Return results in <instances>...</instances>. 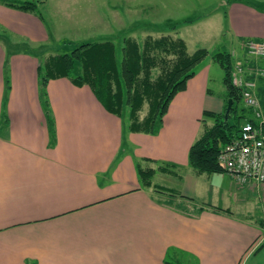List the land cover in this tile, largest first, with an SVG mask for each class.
Here are the masks:
<instances>
[{
  "label": "crops",
  "instance_id": "1",
  "mask_svg": "<svg viewBox=\"0 0 264 264\" xmlns=\"http://www.w3.org/2000/svg\"><path fill=\"white\" fill-rule=\"evenodd\" d=\"M13 2L0 0V33L46 39L43 19L5 5ZM224 5L219 40L233 61L248 59L244 41L264 40V0ZM171 24L153 36L178 37ZM2 47L0 264H166L169 255L180 264H264V221L250 212L264 184L188 165L203 112L223 110L226 91L215 95L208 85L212 64L199 63L150 134L128 131L87 85L64 77L48 80L45 105L35 56L9 58L7 88ZM139 165L153 169L152 186L138 180Z\"/></svg>",
  "mask_w": 264,
  "mask_h": 264
},
{
  "label": "trees",
  "instance_id": "2",
  "mask_svg": "<svg viewBox=\"0 0 264 264\" xmlns=\"http://www.w3.org/2000/svg\"><path fill=\"white\" fill-rule=\"evenodd\" d=\"M5 5L41 18L34 2L15 0ZM195 20L196 18L184 19L181 23H192ZM179 24V21L172 22L170 30H176ZM121 43L120 59L113 38L83 42L68 53L51 54L42 62L38 59L37 79L41 101L48 105L46 99L48 80L64 77L75 86L87 85L106 111L124 120L128 131L156 133L169 103L178 92L185 90L187 81L197 72L195 66L209 52L203 47L189 52L185 40L179 36L173 38L169 35L149 34L144 38H138L127 34ZM13 52L18 53L19 50L13 49ZM211 58L223 70L222 81L226 88V96L220 113L203 112V128L188 150V165L197 174L224 171L218 161V154L237 135L241 121L249 112L240 105V89L232 83L231 53L217 50L211 54ZM5 83L9 88V80H5ZM263 86L257 89L258 95L263 94L262 98ZM228 98H232L233 104L225 120L224 112ZM260 102L264 110V101ZM208 120L212 123L208 124ZM48 125L53 133V122L50 117ZM137 174L144 187L152 186V168L139 165ZM216 210L229 212L221 208ZM165 262L180 264L178 260L175 263L169 260ZM189 264L195 262L191 260Z\"/></svg>",
  "mask_w": 264,
  "mask_h": 264
},
{
  "label": "rangeland",
  "instance_id": "3",
  "mask_svg": "<svg viewBox=\"0 0 264 264\" xmlns=\"http://www.w3.org/2000/svg\"><path fill=\"white\" fill-rule=\"evenodd\" d=\"M6 2L15 0H5ZM38 3V12L44 21L46 28V39L31 42L29 39H19L9 34L1 35L4 59L3 77L10 79L9 58L16 55L35 56L40 62L44 61L51 54L68 53L73 47L83 42H95L106 39H114L117 54L120 59L122 38L131 34L138 38H144L151 34L154 28H160L169 21L170 23L179 21L176 29L177 36L188 41L189 52L198 48H206L208 55L200 62V66L205 63L212 65L208 85L215 95L225 94L226 88L223 84V70L217 62H213L211 54L217 50H226L225 42H220L222 37V27L225 26V2L227 0H18ZM253 2V0H244ZM255 3V2H254ZM113 9V10H112ZM196 18L199 20L193 25L181 23L184 19ZM201 19V20H200ZM126 22V23H125ZM128 23V24H127ZM132 24V25H131ZM125 25V26H124ZM130 30L134 32H130ZM129 32V33H128ZM149 32V33H147ZM173 34V33H172ZM8 39L14 40L12 42ZM19 39V40H18ZM248 40L246 39L244 43ZM257 41V40H254ZM264 41V40H259ZM11 43V44H10ZM19 50L18 53L13 52ZM235 59V58H234ZM261 58L253 56L248 59H232V68L239 61L252 67H263V63H258ZM259 60V61H258ZM9 65V66H8ZM199 68V64L195 66ZM232 72V69H231ZM264 76L257 80L256 96L260 102L264 101L263 94L258 95L257 89L262 86ZM233 83V82H232ZM264 92V86L262 87ZM261 104V102H260ZM243 106V103L241 102ZM244 107V106H243ZM126 120V119H125ZM157 181V179L155 180ZM256 198L254 213L260 216V221L264 220V194L261 202ZM238 212H245L237 209ZM264 232V229H262ZM167 260L175 263L172 256Z\"/></svg>",
  "mask_w": 264,
  "mask_h": 264
},
{
  "label": "built area",
  "instance_id": "4",
  "mask_svg": "<svg viewBox=\"0 0 264 264\" xmlns=\"http://www.w3.org/2000/svg\"><path fill=\"white\" fill-rule=\"evenodd\" d=\"M244 47L249 57L264 58V41L248 40ZM264 76L262 67L237 61L232 70L233 84L240 89L249 117L231 142L222 148L218 161L237 183L264 184V110L256 96L257 80Z\"/></svg>",
  "mask_w": 264,
  "mask_h": 264
},
{
  "label": "water",
  "instance_id": "5",
  "mask_svg": "<svg viewBox=\"0 0 264 264\" xmlns=\"http://www.w3.org/2000/svg\"><path fill=\"white\" fill-rule=\"evenodd\" d=\"M232 104H233L232 98H228L227 99V103H226L225 112H224V119L225 120L228 118V115H229V113L231 111Z\"/></svg>",
  "mask_w": 264,
  "mask_h": 264
},
{
  "label": "bare ground",
  "instance_id": "6",
  "mask_svg": "<svg viewBox=\"0 0 264 264\" xmlns=\"http://www.w3.org/2000/svg\"><path fill=\"white\" fill-rule=\"evenodd\" d=\"M246 54H247V51H246ZM247 56H248V55H247ZM261 59H264V58H261ZM243 64H244V63H243ZM244 65H246V64H244ZM251 65H252V64H251ZM262 68H263V67H262ZM263 69H264V68H263ZM232 70H233V68H232ZM231 76H232V72H231ZM232 82H233V79H232ZM238 89H239V88H238ZM240 93H241V92H240ZM241 101H242V99H241ZM245 108H246V107H245ZM248 117H249V112H248V115H247L246 118H248ZM246 118H245V120H246ZM244 122H245V121H244ZM244 122H242V124H243ZM242 124H241V125H242ZM241 125H240V126H241ZM239 130H240V129H239ZM238 132H239V131H238ZM224 147H225V146H224ZM224 147H223V148H224ZM223 170H224V168H223ZM224 171H225V170H224ZM235 181H236V180H235ZM259 184H261V183H259Z\"/></svg>",
  "mask_w": 264,
  "mask_h": 264
}]
</instances>
